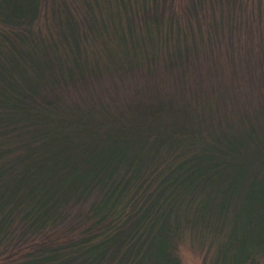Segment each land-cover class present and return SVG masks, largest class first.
Here are the masks:
<instances>
[{
  "label": "trees",
  "instance_id": "1",
  "mask_svg": "<svg viewBox=\"0 0 264 264\" xmlns=\"http://www.w3.org/2000/svg\"><path fill=\"white\" fill-rule=\"evenodd\" d=\"M205 1L0 0V264H264L261 2Z\"/></svg>",
  "mask_w": 264,
  "mask_h": 264
},
{
  "label": "rangeland",
  "instance_id": "2",
  "mask_svg": "<svg viewBox=\"0 0 264 264\" xmlns=\"http://www.w3.org/2000/svg\"><path fill=\"white\" fill-rule=\"evenodd\" d=\"M49 2H51L52 0H47ZM140 1V0H138ZM150 2L151 0H145ZM160 2L163 0H159ZM165 1V5H166V10L167 13L170 12V14H177V15H181L183 14L182 11L184 9H186L188 7V3L189 0H164ZM219 1V4L217 6V8H222L224 14H229L232 13L230 15L229 18H231L232 16L236 15V16H241L242 18H251L252 16V12H258L259 8H258V2L260 1V5L259 7H261V16H262V22H264V0H206L205 1V8H206V14L209 16H214L217 17V19H219L221 17V14L219 12H217V8L215 12H211L210 7H211V3L213 2L214 6L216 7L217 2ZM227 1H229V9L226 5ZM142 2V1H141ZM235 3L236 7L233 9L231 6V4ZM74 5L77 6V4H73L72 6H70L71 12L76 14L79 13V11L77 9L74 8ZM234 14V15H233ZM205 16V17H208ZM80 17V16H79ZM243 20V19H242ZM242 22V21H240ZM231 33V32H229ZM232 33L234 34L233 37H241V40L244 41L245 39V33L246 31H244V28L242 29V26L239 24L237 25V27L232 31ZM243 33V34H242ZM244 38V39H243ZM226 42H229V36L226 37L225 39ZM235 44V42H234ZM242 44V43H241ZM238 46V45H237ZM235 50L238 51V47L235 46ZM235 51V53H236ZM214 59H216L215 54L213 55ZM221 61L223 62V60L221 59ZM215 66V68L217 67V76L216 78L212 79V83L216 84L218 81V76L221 77L222 73H221V69H219L218 66H216L217 64H213ZM254 69V68H253ZM214 70V69H213ZM248 76V75H247ZM245 76V77H247ZM251 103L254 104L255 106H260L263 107V103H264V99L263 101H259L258 98L253 95L252 98L250 99ZM177 254L178 257L180 259V264H209L208 261V257L209 255H207L206 251L203 249L201 250L200 248H198L197 246L188 243L187 245H180L178 250H177Z\"/></svg>",
  "mask_w": 264,
  "mask_h": 264
}]
</instances>
